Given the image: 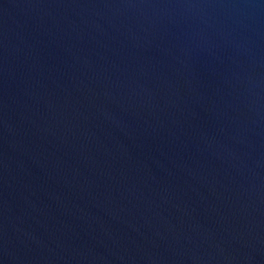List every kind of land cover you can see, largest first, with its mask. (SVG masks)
I'll use <instances>...</instances> for the list:
<instances>
[{"label":"water","instance_id":"obj_1","mask_svg":"<svg viewBox=\"0 0 264 264\" xmlns=\"http://www.w3.org/2000/svg\"><path fill=\"white\" fill-rule=\"evenodd\" d=\"M0 264H264V0H0Z\"/></svg>","mask_w":264,"mask_h":264}]
</instances>
